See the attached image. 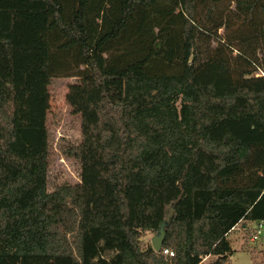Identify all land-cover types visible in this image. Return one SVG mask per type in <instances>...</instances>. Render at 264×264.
<instances>
[{
    "label": "trees",
    "instance_id": "1",
    "mask_svg": "<svg viewBox=\"0 0 264 264\" xmlns=\"http://www.w3.org/2000/svg\"><path fill=\"white\" fill-rule=\"evenodd\" d=\"M70 77L80 178L52 186ZM243 221L264 222V0H0V264H228Z\"/></svg>",
    "mask_w": 264,
    "mask_h": 264
},
{
    "label": "rangeland",
    "instance_id": "2",
    "mask_svg": "<svg viewBox=\"0 0 264 264\" xmlns=\"http://www.w3.org/2000/svg\"><path fill=\"white\" fill-rule=\"evenodd\" d=\"M76 78H54L49 85L51 111L48 126L53 140L50 158L49 180L56 185L68 181L75 183L80 178L79 162L63 151L67 143H77L81 137L80 116L72 112L67 103L66 94L71 83ZM258 224L248 221L241 222L232 230L227 238L232 245L234 254L228 264H264V224L257 239H252ZM156 232H149L145 236L146 242L151 244ZM212 256L204 260L209 261Z\"/></svg>",
    "mask_w": 264,
    "mask_h": 264
},
{
    "label": "water",
    "instance_id": "3",
    "mask_svg": "<svg viewBox=\"0 0 264 264\" xmlns=\"http://www.w3.org/2000/svg\"><path fill=\"white\" fill-rule=\"evenodd\" d=\"M171 223V219L169 221H163L160 226L159 229L157 230L156 234L152 237L151 243L153 248L156 251H160L163 245V242L165 240L166 237V229L167 226H169Z\"/></svg>",
    "mask_w": 264,
    "mask_h": 264
},
{
    "label": "built area",
    "instance_id": "4",
    "mask_svg": "<svg viewBox=\"0 0 264 264\" xmlns=\"http://www.w3.org/2000/svg\"><path fill=\"white\" fill-rule=\"evenodd\" d=\"M263 224H264V222H261V223L258 224V226L256 228V231H255L256 233L254 234L252 239H257L258 236L261 234V229L263 228ZM163 252L166 253V254L173 255V252L169 251L168 249H165Z\"/></svg>",
    "mask_w": 264,
    "mask_h": 264
}]
</instances>
